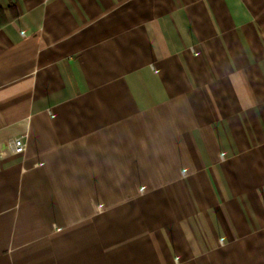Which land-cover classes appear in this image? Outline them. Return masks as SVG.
Listing matches in <instances>:
<instances>
[{"label": "crops", "instance_id": "crops-1", "mask_svg": "<svg viewBox=\"0 0 264 264\" xmlns=\"http://www.w3.org/2000/svg\"><path fill=\"white\" fill-rule=\"evenodd\" d=\"M0 264H264V0H0Z\"/></svg>", "mask_w": 264, "mask_h": 264}, {"label": "built area", "instance_id": "built-area-1", "mask_svg": "<svg viewBox=\"0 0 264 264\" xmlns=\"http://www.w3.org/2000/svg\"><path fill=\"white\" fill-rule=\"evenodd\" d=\"M10 148L17 154L25 153L27 149V135H21L10 142Z\"/></svg>", "mask_w": 264, "mask_h": 264}]
</instances>
